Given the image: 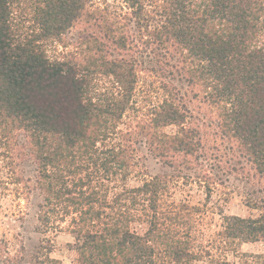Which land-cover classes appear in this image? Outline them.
<instances>
[{
  "label": "trees",
  "instance_id": "obj_1",
  "mask_svg": "<svg viewBox=\"0 0 264 264\" xmlns=\"http://www.w3.org/2000/svg\"><path fill=\"white\" fill-rule=\"evenodd\" d=\"M77 24L86 32L80 57L48 55L47 44ZM153 59L190 84L202 81L209 100L223 104L220 126L264 176V0H0V140L25 139L44 200L39 219L48 227L53 214H72L81 264L196 258L184 241L164 236V176L116 192L115 204L96 178L130 171L135 147L120 124L133 108L140 72L156 70L146 66ZM104 78L113 85L101 91ZM161 84L162 101L135 128L169 161L193 154L197 141L179 89ZM168 125L179 131H159ZM138 217L142 229L132 225ZM222 235L230 243L264 240V214L226 216ZM255 258L252 264H264V253Z\"/></svg>",
  "mask_w": 264,
  "mask_h": 264
},
{
  "label": "rangeland",
  "instance_id": "obj_2",
  "mask_svg": "<svg viewBox=\"0 0 264 264\" xmlns=\"http://www.w3.org/2000/svg\"><path fill=\"white\" fill-rule=\"evenodd\" d=\"M85 34L83 25H74L60 42L47 44L48 55L80 57ZM146 66L157 71L140 72L133 108L120 124L130 132L135 147L130 171L97 176L104 190L102 196L105 194L108 202H113L114 194L125 187L138 186L145 179L162 175L167 186L160 195L161 227L166 238H178L197 253L189 264H216L221 259L254 263L256 255L264 253V240L230 243L223 239L222 231L226 216L255 218L264 214V176L238 139L220 126L223 104L209 100L201 80L190 84L185 80L186 74L172 75L169 68L160 70V63L154 59ZM163 81L173 83L183 96L187 106L186 126L192 129L197 141L193 154H178L169 161L150 150L146 136L135 128L162 101ZM112 85L104 78L98 89L104 91ZM159 131L171 135L179 127L168 125ZM37 177V165L25 139L19 136L13 144L0 140V264H81L74 249L72 214H53L48 227L41 223L39 212L44 200ZM110 212L106 207L105 218ZM143 221L138 217L132 225L142 229ZM157 249L165 251L164 244L159 243Z\"/></svg>",
  "mask_w": 264,
  "mask_h": 264
}]
</instances>
